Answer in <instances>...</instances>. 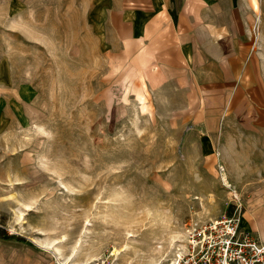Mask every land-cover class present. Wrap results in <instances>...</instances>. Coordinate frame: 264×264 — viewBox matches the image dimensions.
Masks as SVG:
<instances>
[{"label": "rangeland", "instance_id": "rangeland-1", "mask_svg": "<svg viewBox=\"0 0 264 264\" xmlns=\"http://www.w3.org/2000/svg\"><path fill=\"white\" fill-rule=\"evenodd\" d=\"M262 157L264 0H0V264H173L237 202L264 240Z\"/></svg>", "mask_w": 264, "mask_h": 264}, {"label": "built area", "instance_id": "built-area-1", "mask_svg": "<svg viewBox=\"0 0 264 264\" xmlns=\"http://www.w3.org/2000/svg\"><path fill=\"white\" fill-rule=\"evenodd\" d=\"M243 217L237 202L230 214L189 225L173 264H264V240L244 227Z\"/></svg>", "mask_w": 264, "mask_h": 264}, {"label": "crops", "instance_id": "crops-1", "mask_svg": "<svg viewBox=\"0 0 264 264\" xmlns=\"http://www.w3.org/2000/svg\"><path fill=\"white\" fill-rule=\"evenodd\" d=\"M240 137L241 136H239V138H238V136L237 137L232 136V139L230 140L229 143L230 144L231 143L232 144L233 143H235V144L236 143H239L240 144L241 143V138ZM234 148L236 149V152L234 154L236 157H232V152H230V151H228V154L224 152V158H225L224 161H225V165L227 167V171H228V174H229V178L232 181V184H234V185H240L241 183H243V181H242V174H241L242 173L241 172L242 169L240 167V166H242V162L237 163V162H232L231 161L233 158H236L237 159L240 156V151L237 150L238 148H236V147H234ZM262 159H263V157H262ZM236 165H238V166H236ZM261 165L264 166V162H262Z\"/></svg>", "mask_w": 264, "mask_h": 264}, {"label": "trees", "instance_id": "trees-1", "mask_svg": "<svg viewBox=\"0 0 264 264\" xmlns=\"http://www.w3.org/2000/svg\"><path fill=\"white\" fill-rule=\"evenodd\" d=\"M0 237H2V238H16L18 240H24L25 239V237L20 235V234L8 233L6 231V229L2 226H0Z\"/></svg>", "mask_w": 264, "mask_h": 264}, {"label": "bare ground", "instance_id": "bare-ground-1", "mask_svg": "<svg viewBox=\"0 0 264 264\" xmlns=\"http://www.w3.org/2000/svg\"><path fill=\"white\" fill-rule=\"evenodd\" d=\"M223 179L225 180V182H227V179H226L225 177H224ZM226 184H227V183H226ZM227 185H228V184H227Z\"/></svg>", "mask_w": 264, "mask_h": 264}]
</instances>
